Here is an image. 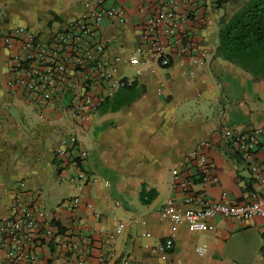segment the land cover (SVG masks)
I'll list each match as a JSON object with an SVG mask.
<instances>
[{"label":"crops","instance_id":"1","mask_svg":"<svg viewBox=\"0 0 264 264\" xmlns=\"http://www.w3.org/2000/svg\"><path fill=\"white\" fill-rule=\"evenodd\" d=\"M82 1L0 0V27L26 26L45 34L79 15ZM107 1L125 11V22L102 24L103 57L129 56L138 46V24L166 0ZM247 1L191 0L198 13L192 17L193 50L183 64L172 52L166 67L138 59L121 66L120 77L135 81L138 96L114 110L103 111L102 103L85 122L74 121L67 110L71 86L47 104L7 86L3 48L0 218L13 214L16 199L43 206L51 219L50 235L42 229L36 248L43 264H76L80 257L92 264L99 257L108 264L125 259L127 264H264V221L258 216L242 223L209 218L200 232L158 216L168 198L198 208L204 202H247L252 191L264 192L241 153L225 140L235 130L264 127V78L218 53L221 19ZM68 136L79 146L66 144V155H56ZM201 156L207 160L204 179ZM253 156L264 164V135ZM184 177L190 181L186 189L179 186ZM74 197H79L75 204ZM118 222L125 228L116 234ZM169 236L173 248L162 260L156 246ZM0 262L7 263L1 255Z\"/></svg>","mask_w":264,"mask_h":264},{"label":"built area","instance_id":"2","mask_svg":"<svg viewBox=\"0 0 264 264\" xmlns=\"http://www.w3.org/2000/svg\"><path fill=\"white\" fill-rule=\"evenodd\" d=\"M178 5H186L187 10L179 11ZM197 13L198 7L191 0H166L152 15L138 24V46L129 56L104 58L105 44L101 26L106 20L124 24L125 11L107 0H83L80 14L56 30L41 34L32 32L26 26H15L2 36V45L7 50L6 84L11 88L24 89L31 99L40 104L49 103L71 86L72 97L67 110L74 121H88L92 112L107 98L132 81L120 77L121 66L138 59L142 64L166 67L171 62L172 52L180 56L179 62L183 64L182 58L189 56L193 50L192 17ZM94 89L99 93H92ZM262 135L264 127L246 132L235 130L225 140L241 153L253 178L264 185V164H257L253 156ZM69 143L79 146L75 136H68L62 139L54 153L64 157L66 144ZM78 152L80 158L86 156L85 151ZM200 162L199 175L204 179L207 160L201 156ZM83 175L80 173L79 177ZM188 184L190 181L187 177L179 181L183 189ZM78 201L79 197L71 200L74 204ZM185 203H192V197L186 198ZM12 210L11 216L0 218V255L6 264H43L36 255V248L41 239V230L45 235L51 233L48 213L41 205L29 206L19 199L13 202ZM158 216L176 224H184L193 232L203 231L207 220L218 216L240 223L255 216L264 221V192L252 191L247 202H204L198 208H184L177 205L173 198H168ZM124 228L125 224L118 222L115 233H121ZM172 248L173 236L166 237L156 246L162 260L166 259ZM196 251L203 254L205 248L196 247ZM97 259V264H108L104 257ZM123 262L127 264L128 260ZM76 264L92 263L80 257Z\"/></svg>","mask_w":264,"mask_h":264},{"label":"trees","instance_id":"3","mask_svg":"<svg viewBox=\"0 0 264 264\" xmlns=\"http://www.w3.org/2000/svg\"><path fill=\"white\" fill-rule=\"evenodd\" d=\"M218 53L251 72L255 78H264V0H248L232 15L221 19ZM138 94L136 83L132 80L107 98L102 109H117L134 100ZM55 225L58 227L57 223Z\"/></svg>","mask_w":264,"mask_h":264},{"label":"rangeland","instance_id":"4","mask_svg":"<svg viewBox=\"0 0 264 264\" xmlns=\"http://www.w3.org/2000/svg\"><path fill=\"white\" fill-rule=\"evenodd\" d=\"M11 28H1L0 27V56H2V53H3V48L4 46L2 45V42H1V39H2V36L7 33ZM5 49V48H4Z\"/></svg>","mask_w":264,"mask_h":264}]
</instances>
